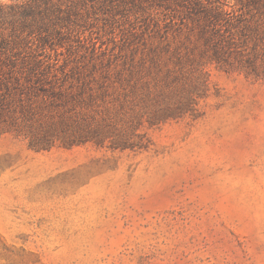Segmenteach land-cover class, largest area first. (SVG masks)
<instances>
[{"label": "rangeland", "instance_id": "rangeland-1", "mask_svg": "<svg viewBox=\"0 0 264 264\" xmlns=\"http://www.w3.org/2000/svg\"><path fill=\"white\" fill-rule=\"evenodd\" d=\"M0 9V264H264V0Z\"/></svg>", "mask_w": 264, "mask_h": 264}, {"label": "trees", "instance_id": "trees-1", "mask_svg": "<svg viewBox=\"0 0 264 264\" xmlns=\"http://www.w3.org/2000/svg\"><path fill=\"white\" fill-rule=\"evenodd\" d=\"M33 1H38V2H42V3H46L48 0H33ZM217 9L218 8H215V11ZM204 10L205 9H202V10H200V12H203ZM215 11H214V8H213V9H211L209 11V14H207V15L211 19V23L214 25V30H215L214 32H215V34H217V35L220 36V28H219V26L222 25V22L229 23L230 20H231V18L234 17V14H233V12H229V11H225V12H223V11H217V12H215ZM214 12H215V14H213ZM4 16H5L4 12L0 9V18H2ZM221 17H223V18H221ZM223 41H224L223 38H218L217 39V41L215 43V47H216L215 54L218 53L219 48L223 47V45H222L223 44Z\"/></svg>", "mask_w": 264, "mask_h": 264}]
</instances>
